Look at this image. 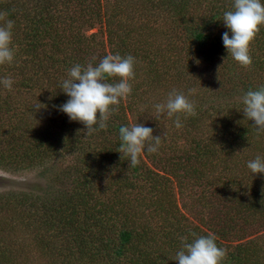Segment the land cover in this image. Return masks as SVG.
<instances>
[{
	"label": "trees",
	"instance_id": "obj_1",
	"mask_svg": "<svg viewBox=\"0 0 264 264\" xmlns=\"http://www.w3.org/2000/svg\"><path fill=\"white\" fill-rule=\"evenodd\" d=\"M124 3L126 19L114 22V7ZM233 6L234 0H0V12L14 21L15 52L11 64L0 65V79L14 80L11 91L0 84V168H38L45 177L36 190L0 194V200L17 205L14 218L2 215L0 205L2 261L17 263L14 251L22 248L45 254L34 264H178L171 258L181 249L182 237L192 242V233L212 232L228 252L222 264H264V220L253 230L237 228L233 220L264 218L263 186L231 175L222 184L236 191L216 221L202 215L190 220L175 202L176 186L179 191L195 186L198 192L185 196L200 199L194 205L205 208L202 187L220 183L217 167L226 155L237 160L244 150L252 160L264 157V131L245 118L241 99L233 103L223 101L227 94L219 96L224 81L241 98L264 85V25L251 42L248 67L223 44V33L231 35L223 14ZM102 23L106 44L95 32L86 33ZM109 52L136 58L132 92L110 106L106 129L87 135L85 125L59 110L69 99L60 83L76 64H98ZM175 76L203 88L207 124L202 115L185 123L180 118L183 127L168 143L161 139L158 152L143 153L169 173L153 171L141 158L129 167V157L122 159L117 151L123 143L119 129L142 123L157 135L160 126L145 123L144 116L177 90L168 83ZM37 103L46 107L36 110ZM66 154L74 156L73 164L55 168ZM233 207L237 210L230 215Z\"/></svg>",
	"mask_w": 264,
	"mask_h": 264
},
{
	"label": "clouds",
	"instance_id": "obj_2",
	"mask_svg": "<svg viewBox=\"0 0 264 264\" xmlns=\"http://www.w3.org/2000/svg\"><path fill=\"white\" fill-rule=\"evenodd\" d=\"M6 17L7 13L0 12V65L11 64L15 55L11 46L14 21ZM222 21L231 32V35L229 32L223 33V44L227 52L242 66H250L251 42L260 31V26L264 25V3L261 0H234L233 10L225 11ZM136 64L137 60L132 55L122 57L119 53L110 52L98 64L94 65L91 61L86 66L76 64L69 70L67 78L60 83V89L69 99L59 106V110L66 113L70 120L85 125L87 135L106 129L110 106L119 105L132 92L130 81L135 79ZM108 77H118L119 81L109 83ZM0 84L11 91L14 80L6 76L0 79ZM194 93V89H190L188 95L173 89L166 102L154 105L157 115L166 113L171 117L182 113L185 116H195V103L189 99ZM241 102L244 105L242 111L245 118L252 121L258 131H264V85L258 90L247 91ZM43 107L46 105H35L36 110ZM174 123L176 128L183 127L179 117ZM119 131L123 143L117 151L122 153V159L124 156L129 157V167L137 166L145 151L156 153L161 146L162 137L154 135V129L142 123L121 126ZM247 167L253 174H264V157L257 155L248 162ZM192 236V242L181 238V249L171 259L178 261V264H222L228 252L218 246V237L214 233L209 232L204 236L192 233Z\"/></svg>",
	"mask_w": 264,
	"mask_h": 264
},
{
	"label": "rangeland",
	"instance_id": "obj_3",
	"mask_svg": "<svg viewBox=\"0 0 264 264\" xmlns=\"http://www.w3.org/2000/svg\"><path fill=\"white\" fill-rule=\"evenodd\" d=\"M126 10L127 8L125 9V3L124 5L121 4L120 7H118V9L114 7V12L117 14L116 16L114 14V18H113L114 22L115 21L117 22L118 20H125L126 17L124 15L127 12ZM92 32H95L96 34H98L97 39H99L100 42H103L104 40V44H106V40L108 39H107L106 31H105V23H102L101 26L97 25L96 27L90 28L86 31L87 34H90ZM138 37H139L138 33H134L132 36V40L136 41L138 40ZM99 47H101V45H99L98 48ZM105 50H108L107 45H105ZM227 77L231 78L228 74H227ZM225 78H226V75H225ZM189 82H190L189 80L176 78V76L171 79H168V83L170 84L174 83L175 86H178L177 91L183 92L185 95H188V92L190 89L195 90V93L189 96V99H191L195 103L196 117H200L202 115V117L206 119V124H207V118H210V117L207 116V113L205 110L208 108L209 103L208 102L203 103L204 97H205L203 94H205V92L202 91L203 90L202 87L191 85V83ZM230 86H231L230 82L224 81L221 87L222 91L219 94L220 98L225 99L226 98L225 95L227 94L229 97L223 101L233 102V103H235V101L239 102L241 99V95L237 93V88H235V86H232V87ZM213 90L216 91L217 87ZM198 91H200L199 94L200 95L202 94L203 96H200L198 94ZM195 95L196 97L194 98ZM154 98H156L155 100H160L161 102L160 96L154 95ZM141 113L142 112H140V115L142 118L143 114ZM177 117H179V119L181 118L183 123H185L189 116H185L182 113H177L176 115L168 117L166 113L162 115H157L156 111L152 110L151 114H149L148 116H144V118H146L144 120H145V123L147 124H150L151 122H153L154 127L160 126V128L156 130V132L158 133L157 135L161 136L162 139L168 143L170 139L173 138V135H172L173 132L178 131V128L175 127L174 129V127H171L172 125L175 126L174 122L177 119ZM207 133L210 135L211 131L209 130L207 131ZM164 155L167 156L168 154L164 153ZM141 156L142 157L140 158H141L142 163L144 162L146 166L149 168H152L153 171L157 173H161V174L169 173L168 171H163V169H161L163 166L162 164H160V166L158 167V165H154L149 159H146L144 157V154H142ZM236 157H237V160H234V157L226 155L225 157H223V161L218 163L217 172H219L218 182L220 183H218L217 185L215 184L206 185L202 187L203 188L202 193L205 194V197L202 200H205V202H207V204H205V208L194 205V204L200 203V199L194 200V199H191L190 196H185L187 193H189V191L191 193L198 192V188H196L195 186L193 187L185 186L186 188H183L182 191H179L178 186H176L175 187V202L179 206L178 208L180 212L186 213V216L190 220L197 221L196 217L199 215L200 216L202 215L205 217L206 220L214 219L216 221L214 216H219L220 214L216 215L217 212L225 210L227 208L226 206H230V204L226 203L225 201L231 198L236 191V190L228 189L227 187L223 186L224 184L223 182H226L229 179V177H231V175L233 177L237 176L238 178H248L250 180H253L252 185L254 184V187L256 188H260L261 186L264 187V174H253L251 170L247 167L248 162L252 160L251 154L247 153L244 150H241L236 155ZM58 160L59 161L55 164V168L60 167V166L64 167V165L73 164L74 156H72L71 154H68V155L66 154L64 157ZM239 161L245 162L244 165L242 166L241 164H238ZM232 163L234 164L232 165ZM170 176L173 177L171 174ZM177 182H178L177 179H175V183ZM43 184H45V177L40 175L38 168H34V169L26 168V169H20V170L0 168V194H8L10 192L12 193L15 190L32 191L34 189L36 190L37 186H42ZM219 185L221 186L220 188H218L219 191H215V189H212L215 186L217 187ZM233 187L234 189L236 188V186H233ZM2 204H3L2 215L7 214V217L9 216V218H11V215H12V218L16 217V214L14 212L17 209V205L14 204L13 200H7V199L0 200V205L2 206ZM230 209H231V211L229 212L230 215L235 213V211L237 210L234 207ZM260 216L261 215L258 214V217L253 219V221L251 222L243 221L239 217L235 216L233 217L234 224H235L234 226H236L237 228L242 227L244 228L243 230H253L258 225L261 224L260 220H264V218ZM0 217H1V211H0ZM17 225L18 223H16V226ZM19 231L20 230L18 229V232ZM2 249L3 247L2 248L0 247V250ZM14 252L17 254V260L15 259L17 263L12 262L13 260L11 262H4L1 259L2 256H0V264H6V263L7 264H27V263L34 264L36 263L37 260H40L39 258H41L43 255L45 256V254L41 256L38 251H35V249H31L28 251L26 249L18 248L17 251H14ZM27 257H29V259ZM26 259H28V262H26Z\"/></svg>",
	"mask_w": 264,
	"mask_h": 264
}]
</instances>
